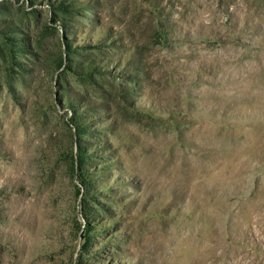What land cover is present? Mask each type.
Returning <instances> with one entry per match:
<instances>
[{"label": "rangeland", "instance_id": "374dc122", "mask_svg": "<svg viewBox=\"0 0 264 264\" xmlns=\"http://www.w3.org/2000/svg\"><path fill=\"white\" fill-rule=\"evenodd\" d=\"M64 1L0 0V264H264V0Z\"/></svg>", "mask_w": 264, "mask_h": 264}, {"label": "trees", "instance_id": "16d2710c", "mask_svg": "<svg viewBox=\"0 0 264 264\" xmlns=\"http://www.w3.org/2000/svg\"><path fill=\"white\" fill-rule=\"evenodd\" d=\"M62 1L65 2L64 0H61L59 2H58V0H53V1L50 0V2H52L54 4H56V2H58L56 4V8H59L60 10H63L64 12H67V6H65L62 3ZM63 44H64L65 48L67 49L66 52L73 50V47L71 45H68L67 43H63ZM68 57H69V55L67 53L66 54V59ZM70 57H72V56H70ZM62 61L63 60L60 59L59 67L63 66L64 63H62ZM73 62H74V65L68 66V69H76V70L79 69V70L83 71L84 67L82 68V66H81V64L79 62H77V61H69V63H73ZM84 71H85V69H84ZM82 75L87 77V76L90 75V73L89 72L88 73L84 72ZM90 120L91 119L88 118L87 121H90ZM73 122L75 123L74 125H75V127L77 129L75 132L76 133H80L79 129L81 127L82 122L78 123L77 118H75ZM84 124H85V122H84ZM88 145H90V143H88ZM82 150L85 151V149L80 148V152L75 155V157H76V159H75L76 161L75 162H76L77 171H78L77 179H78L79 184L81 185L82 189L85 191V195L86 194L89 195V194H91L93 192L92 188L94 187V185H92L91 181L93 180L94 176H92L90 174V171H87V169H85V167H88V164H86V161H85L86 157L84 156V152ZM90 152L91 151H89L88 153H90ZM87 210H88L87 208H84V211H82V214L85 217L89 216V214L87 213ZM88 227L89 228L85 232V236H84L85 237V240H84L85 241V249L86 248L87 249L90 248L91 244H92V241H93V238L91 237V233H92V230L94 228V225L92 226V225L88 224Z\"/></svg>", "mask_w": 264, "mask_h": 264}]
</instances>
